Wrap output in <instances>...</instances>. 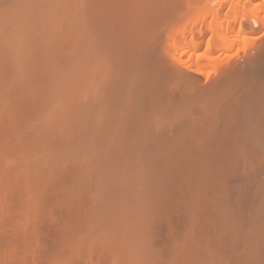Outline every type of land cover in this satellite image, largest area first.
I'll return each mask as SVG.
<instances>
[{
	"label": "bare ground",
	"instance_id": "bare-ground-1",
	"mask_svg": "<svg viewBox=\"0 0 264 264\" xmlns=\"http://www.w3.org/2000/svg\"><path fill=\"white\" fill-rule=\"evenodd\" d=\"M0 264H264V0H0Z\"/></svg>",
	"mask_w": 264,
	"mask_h": 264
}]
</instances>
